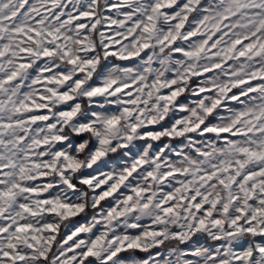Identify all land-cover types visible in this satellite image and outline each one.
<instances>
[{
    "label": "snow or ice",
    "instance_id": "6c2138e0",
    "mask_svg": "<svg viewBox=\"0 0 264 264\" xmlns=\"http://www.w3.org/2000/svg\"><path fill=\"white\" fill-rule=\"evenodd\" d=\"M0 264H264V0H0Z\"/></svg>",
    "mask_w": 264,
    "mask_h": 264
},
{
    "label": "rangeland",
    "instance_id": "374dc122",
    "mask_svg": "<svg viewBox=\"0 0 264 264\" xmlns=\"http://www.w3.org/2000/svg\"><path fill=\"white\" fill-rule=\"evenodd\" d=\"M145 223H146V221H145ZM195 239H197L201 243L211 244V242L210 241H207L205 238L198 237V238H195ZM155 251H158V249H154L153 250V252H155ZM125 255H130V254H125ZM147 255H148V253H146V254H138V253H135V256L138 257V258H144Z\"/></svg>",
    "mask_w": 264,
    "mask_h": 264
},
{
    "label": "trees",
    "instance_id": "16d2710c",
    "mask_svg": "<svg viewBox=\"0 0 264 264\" xmlns=\"http://www.w3.org/2000/svg\"><path fill=\"white\" fill-rule=\"evenodd\" d=\"M136 253H138V254H146V253H143V252H136Z\"/></svg>",
    "mask_w": 264,
    "mask_h": 264
}]
</instances>
